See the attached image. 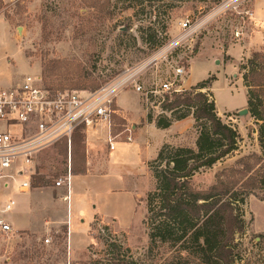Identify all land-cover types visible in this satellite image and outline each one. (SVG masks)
Segmentation results:
<instances>
[{
  "label": "rangeland",
  "instance_id": "obj_1",
  "mask_svg": "<svg viewBox=\"0 0 264 264\" xmlns=\"http://www.w3.org/2000/svg\"><path fill=\"white\" fill-rule=\"evenodd\" d=\"M256 3L257 0H5L0 4V87L28 75L41 77L50 88L70 91H92L97 85L126 82L119 93H125L121 98L130 112L115 117L114 130L119 132L126 126L133 131L143 127L149 116L154 122L162 116L172 118L171 113L163 111V94H145L159 91L177 64L189 68L183 82L185 91L193 87L191 83L197 85L214 76L217 81L213 90L201 92L215 101L223 123L238 131L242 140L237 151L213 168L197 173L192 185L198 191H207L222 183L231 194L239 196V201L245 200L244 204L236 203L245 221L244 231L236 236V264H264V233L254 229L251 213L258 228L264 229V203L257 201L264 200V149L259 142V124L250 113L241 116L238 110L248 103L241 67L254 53L264 52V26L257 25L250 15ZM186 20L196 29L194 34L184 31L182 24ZM170 45L176 46L167 51ZM136 86L143 90L138 92ZM188 118L194 123L193 129L181 136L176 132L151 135V144L146 145L147 160L130 170L126 192L104 195L105 188H122L118 179L127 171L126 157L113 168V178L107 186L97 177L93 186L97 192L95 204L103 207L87 231L75 226L72 235L67 226L38 233L15 230L14 236L0 239V264H115L118 259L162 264L170 260L176 250L150 240L147 198L156 187L150 166L164 165L153 163L165 137L177 138L179 147L196 148L201 124L192 116ZM136 134L140 137L139 130L134 132V140ZM120 149L111 159L119 155ZM67 158L64 147L57 146L40 154L31 172L42 173L55 184L66 178ZM82 162L76 157L73 165ZM18 180L22 182L24 177ZM36 194L26 198L36 203L40 197ZM46 239L50 240L48 244Z\"/></svg>",
  "mask_w": 264,
  "mask_h": 264
},
{
  "label": "trees",
  "instance_id": "obj_2",
  "mask_svg": "<svg viewBox=\"0 0 264 264\" xmlns=\"http://www.w3.org/2000/svg\"><path fill=\"white\" fill-rule=\"evenodd\" d=\"M241 71L248 110L259 124V142L264 149V52L254 53ZM216 81L212 76L182 94L166 97L163 111L171 113L172 118L155 120L163 130L190 116L201 124L195 149L164 145L153 163L164 165L150 166L156 181L155 190L147 198L150 240L176 250L162 264H236L239 259L235 254L236 236L244 231L245 221L236 203L244 204L245 200L239 201V196L222 183L207 191H198L192 185L197 173L213 168L237 151L242 140L238 131L223 123L215 101L201 92L212 90ZM101 87L97 85L92 91ZM182 108L186 113L180 114ZM147 121L154 122L151 116ZM83 140V134L77 132L76 145ZM115 264L136 263L118 259Z\"/></svg>",
  "mask_w": 264,
  "mask_h": 264
},
{
  "label": "built area",
  "instance_id": "obj_3",
  "mask_svg": "<svg viewBox=\"0 0 264 264\" xmlns=\"http://www.w3.org/2000/svg\"><path fill=\"white\" fill-rule=\"evenodd\" d=\"M4 1L0 0V4ZM182 27L184 31L195 33L190 20H186ZM175 46L170 45L166 50L170 51ZM188 69L186 64H177L170 79L161 85L159 91H150L145 95L163 94L164 102L166 97L182 94ZM125 83L105 85L95 91H70L50 88L41 77L28 75L8 87H0V182L14 180L15 176L26 177L39 155L57 146L65 148L68 165H71L75 134L79 131L86 134L90 128L102 123L108 127L110 151H114L119 143H133L134 128L126 126L119 132L114 130V118L121 117L116 99ZM136 90L141 92L143 89L136 86ZM55 186L66 187L67 195L63 200L69 203L70 175L57 180ZM31 187L30 182H24L18 191L27 193ZM15 206L14 199L3 200L0 196V239L16 233L8 220ZM49 242V239L45 240L46 244Z\"/></svg>",
  "mask_w": 264,
  "mask_h": 264
},
{
  "label": "crops",
  "instance_id": "obj_4",
  "mask_svg": "<svg viewBox=\"0 0 264 264\" xmlns=\"http://www.w3.org/2000/svg\"><path fill=\"white\" fill-rule=\"evenodd\" d=\"M250 15L254 18V22H256L257 25L264 26V0H257L254 13L251 12ZM14 82L15 79L6 81L2 85L8 87ZM191 85L194 86L196 84L191 83ZM124 94V92L119 93L116 101L117 107L120 110V115L121 113H125V111L130 112V109L128 110L125 107V99L121 98ZM246 107L247 106H244L238 110H243ZM144 118L145 115H143V119ZM193 126L194 123L190 118L174 122L170 128L165 130L159 129L155 122L148 123L146 121L143 127L139 129L135 128V131L139 130L140 137L136 134L135 140L131 144L119 143L114 151H110L107 144L108 127L105 123L95 128H90L86 134H83L84 140L79 145H76L74 142V149L71 154V165H66L68 169L66 177L70 175L71 179L69 203L63 200V197L67 195L66 187H56L55 184L47 181V177L41 175L42 173L34 172L33 174V172H31L24 177V181L22 182L18 180V178H20L19 176H15L14 180L6 179L0 182V196L3 200L12 198L16 201L19 196L14 210L8 215V220L16 231L23 232L38 233L52 228L58 230L60 226H67L66 228L70 235H72L71 231L74 226L78 229L82 228L84 232L87 231L96 213L103 207L96 206L95 204L97 201V192L94 191L93 186L94 183H96L97 177L100 178V182L107 186L109 180L113 178V168L119 165L120 159L126 157L125 159L127 160L124 162V165H126L125 168L127 171L118 179L123 183L121 186L122 188H105L104 195L108 197L116 191H118V193L126 192L125 183L130 178V170L138 168L147 160L145 154L149 148H147L146 145L147 143H149V145L151 144V135H161L164 133L168 135L171 132H176L177 136H181L189 130H192ZM164 139V143L160 147L161 149L164 145L179 147V144L175 142L177 138L165 137ZM120 147L122 149H120ZM119 149V155L111 159V155L119 151ZM65 154L68 157L66 151ZM76 157L83 160L81 165H73ZM30 167L32 169L34 165ZM97 167L99 169L98 173H96ZM32 180H35L34 185ZM24 182L31 183V190L27 193H20L18 187ZM34 192L38 193L36 194L37 198L40 196L39 200H36V203L30 202V200L26 198L28 195H33ZM39 193L41 195H39ZM21 196H24V198L20 199ZM257 201L264 203V200ZM63 204H65L66 207ZM251 213L254 220V229L259 233H264V229L258 228L254 213L252 211ZM73 246L71 242V247L74 248Z\"/></svg>",
  "mask_w": 264,
  "mask_h": 264
},
{
  "label": "water",
  "instance_id": "obj_5",
  "mask_svg": "<svg viewBox=\"0 0 264 264\" xmlns=\"http://www.w3.org/2000/svg\"><path fill=\"white\" fill-rule=\"evenodd\" d=\"M239 114L241 116L248 115L249 114V110L248 109H243V110L239 111Z\"/></svg>",
  "mask_w": 264,
  "mask_h": 264
}]
</instances>
